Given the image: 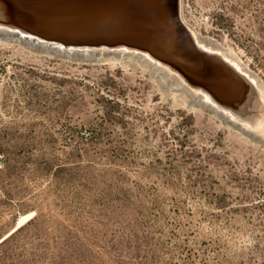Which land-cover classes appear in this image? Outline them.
<instances>
[{"label":"rangeland","instance_id":"374dc122","mask_svg":"<svg viewBox=\"0 0 264 264\" xmlns=\"http://www.w3.org/2000/svg\"><path fill=\"white\" fill-rule=\"evenodd\" d=\"M183 15L264 83V0H183ZM8 40L0 242L22 228L0 264H264V143L134 56Z\"/></svg>","mask_w":264,"mask_h":264},{"label":"water","instance_id":"95a60500","mask_svg":"<svg viewBox=\"0 0 264 264\" xmlns=\"http://www.w3.org/2000/svg\"><path fill=\"white\" fill-rule=\"evenodd\" d=\"M0 30L77 58L141 54L264 143L262 88L230 49L199 39L184 18L183 0H0Z\"/></svg>","mask_w":264,"mask_h":264},{"label":"bare ground","instance_id":"6f19581e","mask_svg":"<svg viewBox=\"0 0 264 264\" xmlns=\"http://www.w3.org/2000/svg\"><path fill=\"white\" fill-rule=\"evenodd\" d=\"M0 37H4V38L10 39V40H19V41H22V42H25V43H28V44H31V45H34L37 47H41V48H45V49H49V50H53V51L57 50L54 47L51 48L45 44L36 43V41H34V40H31V39L26 38V37H22L17 33L8 32L5 30H0ZM199 39L203 43H206L210 46H214V48H220L221 50H224L222 48V46H220L216 41H214L208 37L199 35ZM104 53L105 52H103V51H99V52L90 53V54L93 55V54H104ZM109 53H116L119 55H128L129 54L131 56L138 58L140 61L147 63L149 66H152L153 70L157 73V75L164 80V83L167 87H173V88L180 89V90H183L184 92L188 93V95L191 97L192 105H198L200 107L207 109L208 111H211V112L219 115L225 123L231 124L232 126L241 130V128L236 123L229 120L227 118V116H225L223 113L218 111L216 108L207 104L201 97L197 96L187 86H185L183 83H181L176 77L172 76L167 71L163 70L162 68H160L159 66L154 64L152 61L147 59L145 56H143L141 54L133 53V52H126V51H113V52H109ZM109 53H107V54H109ZM226 53L230 54V52H228V51ZM85 54H89V52H83V53H80L79 55H85ZM242 67L247 74H249L250 76H252L256 80V82L262 88L263 93H264V83L261 80V78L257 74H255L248 66H242Z\"/></svg>","mask_w":264,"mask_h":264},{"label":"trees","instance_id":"16d2710c","mask_svg":"<svg viewBox=\"0 0 264 264\" xmlns=\"http://www.w3.org/2000/svg\"><path fill=\"white\" fill-rule=\"evenodd\" d=\"M21 228H22V227H21ZM21 228L17 229V230L14 231L10 236H8L6 239L2 240V241L0 242V248H1L4 244H6V242H7L8 240H10V238H12L14 235H16V234L21 230Z\"/></svg>","mask_w":264,"mask_h":264}]
</instances>
